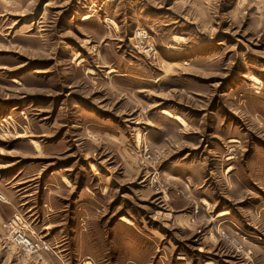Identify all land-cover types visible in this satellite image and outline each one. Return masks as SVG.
<instances>
[{"label": "rangeland", "instance_id": "obj_1", "mask_svg": "<svg viewBox=\"0 0 264 264\" xmlns=\"http://www.w3.org/2000/svg\"><path fill=\"white\" fill-rule=\"evenodd\" d=\"M0 194V264H264V0H0Z\"/></svg>", "mask_w": 264, "mask_h": 264}, {"label": "built area", "instance_id": "obj_2", "mask_svg": "<svg viewBox=\"0 0 264 264\" xmlns=\"http://www.w3.org/2000/svg\"><path fill=\"white\" fill-rule=\"evenodd\" d=\"M3 197L0 194V200ZM21 219L14 218L11 221L5 223L4 228L10 233L11 241L15 244V246L25 253H38L42 251H48L49 247L44 242L33 241L27 235L22 232Z\"/></svg>", "mask_w": 264, "mask_h": 264}, {"label": "crops", "instance_id": "obj_3", "mask_svg": "<svg viewBox=\"0 0 264 264\" xmlns=\"http://www.w3.org/2000/svg\"><path fill=\"white\" fill-rule=\"evenodd\" d=\"M4 195V194H3ZM2 197H4V196H2ZM6 198V197H5ZM7 199V198H6Z\"/></svg>", "mask_w": 264, "mask_h": 264}, {"label": "bare ground", "instance_id": "obj_4", "mask_svg": "<svg viewBox=\"0 0 264 264\" xmlns=\"http://www.w3.org/2000/svg\"><path fill=\"white\" fill-rule=\"evenodd\" d=\"M231 171V170H230Z\"/></svg>", "mask_w": 264, "mask_h": 264}]
</instances>
